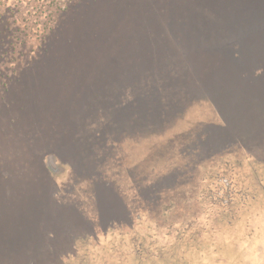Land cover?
Masks as SVG:
<instances>
[{"label":"trees","instance_id":"1","mask_svg":"<svg viewBox=\"0 0 264 264\" xmlns=\"http://www.w3.org/2000/svg\"><path fill=\"white\" fill-rule=\"evenodd\" d=\"M241 1H137L139 13L129 18L104 19L101 25L96 21L92 34L98 41L90 42L79 55L75 48L60 52L42 39L29 57L30 37H15L17 27L11 26L0 36V122L14 110L10 99L24 97L29 101L35 93L39 107L30 111L28 101L21 100L22 117L44 121L47 137L57 139L56 145L70 156L76 154L65 176L55 156L43 166L37 163L35 151L24 152L33 163L17 170V145L24 142L30 150L34 138L22 141L9 137L15 147L9 144L7 154L0 139V264H92L93 259L105 264L121 242L113 241L114 235L131 239L137 231L154 241L161 232L163 211H172L180 202L166 189L178 182L179 175L186 186L191 184L195 201L208 186L211 198L226 200L219 191L225 187L224 176L220 173L212 180L210 174L214 175L212 171L219 164L221 167L241 155L236 149L241 138L232 125L233 100L247 96L264 102V82L255 80L264 76V47L254 42L255 36H264L263 29L255 33L249 26L243 31V27L264 21V1L250 0L245 5ZM82 12L78 10L74 16L82 20ZM76 24L74 30L64 25L60 35L55 32L57 27L52 28V42L63 41L68 32H80L81 22ZM64 39L68 45L69 39ZM15 54L17 58H13ZM78 57L85 63L113 60V71L119 78L100 85L107 93L103 99L89 97L84 89L99 87L84 84L83 77L88 79L90 74H75L57 64L62 59L79 61ZM8 58L16 68L10 74L3 70ZM53 64L60 67L58 74L52 72ZM43 72L45 80L39 77ZM28 76L39 78L41 84ZM53 76L60 77L59 85ZM37 88L43 90L38 92ZM55 89L61 94L57 99ZM12 92L18 94L11 97ZM58 122H62V129L51 134ZM210 149L215 153H209ZM6 157H10L8 164ZM78 159L84 160L87 173L77 165ZM81 176L104 186L94 197L88 195L76 184ZM189 177L192 183L187 181ZM74 193L82 204L102 203L97 215L106 217L104 227L91 228L77 218H65ZM144 217L153 226L148 224L145 229ZM54 234L61 237L60 245L55 246L46 236Z\"/></svg>","mask_w":264,"mask_h":264},{"label":"rangeland","instance_id":"2","mask_svg":"<svg viewBox=\"0 0 264 264\" xmlns=\"http://www.w3.org/2000/svg\"><path fill=\"white\" fill-rule=\"evenodd\" d=\"M49 1L47 3L40 0H0V36L5 34L11 26L17 27L18 31L15 32V37H23V35H26L25 38L30 37V48L33 51L30 52V48L28 49V54L30 55L27 56L29 57L35 54L37 48L41 45L42 39L51 42L52 48L60 52H68L69 49L75 48L77 55H79L80 50H84L90 42L98 41L92 34L95 31L93 28L96 25V21L101 25V21L104 19L113 22L129 18L133 16L132 13H139L138 9L136 10V2L141 1L140 3H142L144 0ZM249 1L242 0L241 3L245 5ZM256 1L262 2L264 0ZM78 10H83L82 20L74 16V12ZM13 20L14 23H11ZM76 22H81L80 32H68V35L64 37L69 39V46L65 45L66 41L64 38L63 41L52 42L54 40L52 39V28L57 27L55 32L60 35L66 26H71L74 30L75 25H77ZM254 23L256 24L243 27V31L250 26L253 29H250L252 32L257 33V30L263 29L261 32L264 33V21ZM8 35L10 36V33ZM254 42L259 43V48L261 46L264 47V36H255ZM13 58H17V54ZM51 63L53 62L51 61ZM113 63V60L104 62L94 60V62L85 63L82 60L68 61L66 59L57 62V64H61L67 69L71 68L70 71L72 73L90 74L91 76L88 79L83 77L85 80L84 84L95 83L99 87L94 89V91L88 87L84 89L89 97L95 96L98 99H103L107 94L104 93L106 90L100 85L115 83V79L119 78V75L113 71ZM14 65V61L8 58L3 65L6 69L3 68V70L10 74L16 69ZM52 67V72L58 74L56 71L60 67L54 64ZM64 73L71 74L67 70ZM45 75L43 72L42 76H39L41 80H45ZM262 76H256L255 80L264 82V76ZM79 77L81 78L82 76ZM28 78L36 79L37 77L28 76ZM53 79H56L54 83L56 82L59 85L60 77L53 76ZM70 79L71 76H69ZM36 80L38 85H40L39 78ZM24 89L27 90V88ZM101 89L104 90L102 91ZM20 90L23 91L22 89ZM36 90L40 92L43 89L37 88ZM109 91L111 93L113 90L109 88ZM17 94L12 92L11 97L13 95L15 97ZM60 96V90L58 89L55 91L54 97L57 99ZM36 98H39V96L33 93L29 101L24 97L22 99L19 97V101L10 99V104L14 103V110L9 112V118L1 119L0 122V139L4 145L6 144L5 147L8 149L4 153L10 152L9 144L13 148L15 147L13 146L14 143L12 144V141H10L11 137L22 139V141L24 138H34L35 144L33 143L30 150L29 145L24 144V142L17 145L18 151L15 149L16 156L14 159L18 164L17 170L20 166L28 168L29 163H33L30 155H26L24 152L32 153L35 151L38 152L37 163L43 166L51 158V155L55 156L56 163L65 170L63 173L65 176L66 171L72 169V157L74 156H70L62 150V146L56 145L57 139L53 137L49 139L47 137L48 130L42 126V123L45 124L44 121L39 123V120H36L33 116L29 118L22 117L25 114L21 100L25 99L28 101L31 111L40 105V101L36 100ZM3 101L6 102L7 97H4ZM197 104L200 105L202 103L199 102ZM233 108L235 112L232 125L237 129L241 138L240 146H236V149L241 152V155L230 161H225L221 167L219 164L212 171L214 175L210 174L212 180L218 179L216 175L220 176V173L224 176L225 187H222V189L220 187L219 191L224 193L226 200L220 202L211 198V188L208 186L202 197L197 196L198 200L195 201V192H192L191 184L186 186L184 177L181 175L177 176L178 182L176 183L175 181L176 185H170L166 189L170 190L169 193L174 194L178 202H180L173 207L172 211H163L165 214L161 216L159 221L161 232L157 234L156 239L154 241L145 239L147 233L137 231L134 232L136 234L131 239L122 240V234H120L122 235L121 237H118V234L114 235L113 241L121 242L117 246L118 251L110 254L105 264H264V102L252 101L247 99V96H238L233 100ZM47 120L55 122L52 119ZM61 123L58 122L56 127L50 129L49 132L53 134L54 129H62L60 127L62 126ZM207 123L212 125L214 122L208 121ZM193 126H195L194 122L192 128ZM25 143L27 142L25 141ZM215 149L220 150V146L215 147ZM210 150L209 153H215L214 149ZM199 154L201 155V153ZM74 155L76 160V154ZM9 158L7 160L6 157V164L10 162ZM83 163H85L83 159L77 160V165L80 164V167H83V172L87 173L85 171L89 170L84 168ZM7 170H9V167H4V171L7 172ZM109 177H111V174ZM171 178L174 179V175ZM190 179L189 177L187 181ZM190 183H192V180H190ZM76 184L82 192L93 197L104 186L103 183L97 182L94 178L83 179L82 176L78 178ZM219 191L215 190L214 192ZM77 194L74 193L70 198L71 209L64 215L65 218L68 220L77 218L91 228L100 229L102 226L104 227L106 217L97 215L102 203L92 201L82 204ZM185 196L187 197L186 199H184ZM164 208L170 209V206H164ZM55 213L58 216L61 215L58 211ZM144 218L147 219V217ZM146 219L143 220V222L146 221L147 223L144 225L145 229L148 224H152L150 220ZM150 231L149 228L148 235H151L152 232ZM46 236L52 240L55 246L60 245L59 239L61 237L58 235ZM99 262L101 264L104 263L101 259L92 260V264H99ZM78 264L83 263L80 262Z\"/></svg>","mask_w":264,"mask_h":264}]
</instances>
